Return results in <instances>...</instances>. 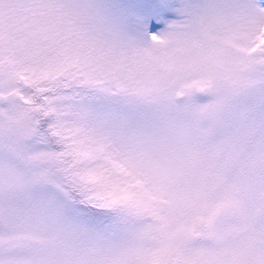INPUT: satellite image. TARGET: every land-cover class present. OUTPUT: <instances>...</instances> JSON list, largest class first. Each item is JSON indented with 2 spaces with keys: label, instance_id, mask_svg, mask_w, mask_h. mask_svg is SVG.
<instances>
[{
  "label": "snow or ice",
  "instance_id": "obj_1",
  "mask_svg": "<svg viewBox=\"0 0 264 264\" xmlns=\"http://www.w3.org/2000/svg\"><path fill=\"white\" fill-rule=\"evenodd\" d=\"M0 264H264V0H0Z\"/></svg>",
  "mask_w": 264,
  "mask_h": 264
}]
</instances>
